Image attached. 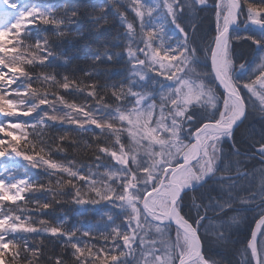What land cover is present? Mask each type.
<instances>
[{"label":"trees","instance_id":"trees-1","mask_svg":"<svg viewBox=\"0 0 264 264\" xmlns=\"http://www.w3.org/2000/svg\"><path fill=\"white\" fill-rule=\"evenodd\" d=\"M156 1L141 19L135 0H15L19 15L0 8V176L26 181L20 197L0 196V264H147L146 251L164 231L175 239L178 231L153 221L142 202L180 152L171 163L160 143L137 142L127 116L135 93L149 94L147 126H161V144L177 131L186 148L197 127L223 114L225 95L209 59L225 4L180 0L175 17ZM238 1L227 58L246 115L219 140L212 172L186 186L177 205L209 264H255L250 240L264 215V104L245 87L264 51V0ZM250 9L260 12L261 27ZM160 43L174 52H160L174 69L187 54L212 104L193 102L175 118L176 81L138 80L130 52Z\"/></svg>","mask_w":264,"mask_h":264},{"label":"rangeland","instance_id":"rangeland-1","mask_svg":"<svg viewBox=\"0 0 264 264\" xmlns=\"http://www.w3.org/2000/svg\"><path fill=\"white\" fill-rule=\"evenodd\" d=\"M15 0H0V8H14L17 10V14H22V9L17 7V3L14 2ZM175 1L180 0H163L167 12L171 16H175L178 14V10L181 8V4L183 1H180L177 5L174 4ZM223 6V12L220 17V26L218 30V34L222 32L224 27H226L231 20V12L228 4L225 0ZM156 0H135L136 8L133 9V13L141 19L147 17L151 14L152 11L155 10ZM200 3H204L203 0H198ZM239 2V1H238ZM188 5V4H187ZM138 7V8H137ZM251 10V9H250ZM260 12L252 9L250 13L251 22H254L256 26L261 27L262 22H260ZM258 22V23H256ZM149 23V20L146 22ZM152 28V25H151ZM2 28L0 27V31ZM151 42L150 40H147ZM223 51L222 54L218 55L222 57L224 63L223 74L226 79L233 85L234 89L237 91L233 84V74L231 72V62L227 58V46L228 40L227 37L223 40ZM136 46V45H135ZM143 48H138L136 46L130 53L132 55V59H134V68L135 72L138 74V80L142 83L144 81H148V77L152 80L157 81V79H165L167 83H172V81H176L177 83V93L175 94V104L171 107L173 116L178 118L180 115L183 114V111L187 108L188 105L195 103H204V104H212L213 98L211 95V90L208 86L205 85L204 79L200 76L194 69L192 64H189L187 61L188 57L185 53V57L179 55L177 60L181 63V65L174 69V62L170 61L168 56L166 57L163 54H167L171 56L173 53L170 49H161V43L158 45L157 50H152L150 45H142ZM160 52H163L161 54ZM138 56V57H137ZM178 61H176V66H178ZM257 64L253 67L251 74L255 75L256 78L252 80L250 84L246 83L245 87L248 91L260 101V103L264 104V51L261 52L260 58L257 60ZM212 76V75H211ZM167 77V78H166ZM213 78V77H212ZM234 78V77H233ZM173 84V83H172ZM136 97V104L135 107L132 109L130 114L127 116L128 123L131 127L133 132L132 136L136 139L137 142L141 143L142 138H147L149 148L152 147L153 143H160L163 149L168 154L166 161H170L171 163L176 160V156L179 153L183 155L184 158H188L193 155L195 151V145L190 143V145L186 148L184 144L181 142H177L178 135L175 134V131H169L170 134H173L171 137L163 136V142L161 144V140L156 135V132L159 134L162 128L154 127L150 128L147 125L150 123L153 112H152V103L150 102V95L143 94L141 92L135 93ZM14 102V101H11ZM10 102V103H11ZM225 107L224 112L219 116L217 120L214 122L220 125H229L233 123L236 118L238 117V113L240 112V108L236 101L232 100L230 97L225 95ZM12 105V103H11ZM164 126L163 124H159ZM14 129H17V126L13 125ZM235 130V129H234ZM233 130V131H234ZM232 131V132H233ZM232 132L230 134H232ZM12 135L16 138L17 133L12 130ZM175 134V135H174ZM229 134H221V133H214L211 135H207L203 138L201 146L202 151L200 157L191 164L190 168L186 171L185 178L181 181V185L189 186L192 184L197 183L202 178H205L208 174H210L216 165L217 160V144L219 140L228 137ZM190 139V138H189ZM182 150V151H181ZM184 150V151H183ZM162 157V156H161ZM159 157V158H161ZM123 161L122 158H120ZM161 159H159L160 161ZM165 163V160L161 161V164ZM0 164V169H1ZM163 178V176H162ZM161 178V181H162ZM167 180V177L164 178ZM160 181V182H161ZM159 182V183H160ZM162 183V182H161ZM26 184V181L22 178H1L0 176V196L5 194L12 199L18 198L21 196V192ZM167 187V186H166ZM167 188H163L162 191L159 193H155L152 198H149L146 203V208L156 210V211H163L166 212L168 205H169V195L167 194ZM155 219H162L160 216H157ZM168 229L164 227L163 229H158L157 231H164ZM167 237L161 240L155 241V244L148 249V252H151L152 256H147V260L145 263L148 264L150 257H153L155 260V264L158 263L157 257H159L163 262L161 264H170L173 262V258L177 256L180 260L189 253V240L185 238L180 232L175 235V239L169 236L168 231H164ZM148 246V245H147ZM252 250V257L255 264H264V227L259 231L256 239V243ZM157 253V257L153 254ZM176 255V256H175ZM194 264H201L199 261Z\"/></svg>","mask_w":264,"mask_h":264},{"label":"water","instance_id":"water-1","mask_svg":"<svg viewBox=\"0 0 264 264\" xmlns=\"http://www.w3.org/2000/svg\"><path fill=\"white\" fill-rule=\"evenodd\" d=\"M228 4V7L231 9L232 11V19L230 21V23L224 27V29L222 30L221 33H219L214 41L212 50H211V54H210V68H211V73L212 76L216 82V84L218 85V87L226 94V96L230 97L232 100L236 101V103L238 104L239 108H240V112L238 117L236 118V120L229 124V125H220L216 122H207L202 124L200 127H198L197 129H195L191 136H190V140L194 143L195 145V151L193 153L192 156L188 157V158H184L183 155L180 156L181 158V163H179L177 166L171 168L170 173L168 175V179H167V185L171 188H174L177 193L176 195L171 199L170 203H169V207L167 212H159L158 214L161 215L162 217H164L163 222L172 225L173 227H175L176 229H178L186 238H188L189 240H194L196 242V250L194 253L189 254L182 258L178 264H191L194 263L196 261H204L205 264H207V262L204 259L203 256V247H202V242L200 239V236L197 232V230L192 227L188 222H186L184 219H182L180 217V220H175L172 216L173 210H176V206L177 203L179 202V200L181 199L183 193H184V189L181 185L180 182H175L173 181V177L175 174L186 171L190 168L191 164L194 163L201 155V151H202V146H201V142L198 138V136L200 135V133L208 126L210 125L213 130H215L218 133H231L237 126H239L241 124V122L243 121V119L245 118V114H246V105L244 100L242 99V97L239 95L238 92H236V90L233 88V86L228 82L230 88H225L222 83H221V79H220V72L218 69V65H217V52H218V48H219V41L222 39L224 40L228 33L234 29L237 26L238 23V15H239V2L238 0H225ZM163 186V182L160 183V185L158 186V188L156 190L150 191L147 193V195L145 196V199L143 201V205L146 206V201L148 198H150L151 196H153L156 192L160 191L161 188ZM262 222H264V216H262L255 224L254 229H253V233H252V237H251V247H254L255 244V240L257 237V233L259 230L260 225L262 224Z\"/></svg>","mask_w":264,"mask_h":264},{"label":"bare ground","instance_id":"bare-ground-1","mask_svg":"<svg viewBox=\"0 0 264 264\" xmlns=\"http://www.w3.org/2000/svg\"><path fill=\"white\" fill-rule=\"evenodd\" d=\"M231 13V16H232V11H230ZM223 45H224V43H223V41H222V39L219 41V49H218V54H222V51H223ZM218 68L219 69H222V71H223V69H224V63H223V59H222V57H219V59H218ZM220 72V74H221V76H220V79H221V83H222V85L225 87V88H230V86H229V84H228V82H227V80L225 79V77H224V74H223V72ZM213 128L210 126V125H208L201 133H200V135L198 136V138H199V140H200V142H202V140H203V138L205 137V136H207V135H211L212 133H214L213 132V130H212ZM186 171H183V172H180V173H177V174H175L174 175V177H173V181H175V182H181L184 178H185V176H186ZM165 186V188H167L168 190H167V194L169 195V198H170V200L176 195V193H177V191L174 189V188H171V187H166V185H164ZM172 216H173V218L175 219V220H180V217H179V215H178V213L176 212V210H173V213H172ZM196 242L194 241V240H189V254H192V253H194L195 252V250H196ZM201 264H205V262L204 261H199Z\"/></svg>","mask_w":264,"mask_h":264}]
</instances>
